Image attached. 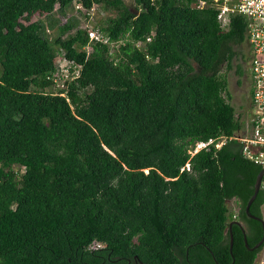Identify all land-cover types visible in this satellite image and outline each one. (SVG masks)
Masks as SVG:
<instances>
[{
	"label": "trees",
	"instance_id": "16d2710c",
	"mask_svg": "<svg viewBox=\"0 0 264 264\" xmlns=\"http://www.w3.org/2000/svg\"><path fill=\"white\" fill-rule=\"evenodd\" d=\"M75 2L115 12L92 25L117 47L88 40ZM196 4L0 0V264L254 263L262 226L244 208L261 166L242 155L226 77L246 23L223 30ZM54 48L81 65L65 96L49 89ZM263 203L259 189L248 212ZM232 219L247 231L231 225L230 249Z\"/></svg>",
	"mask_w": 264,
	"mask_h": 264
},
{
	"label": "built area",
	"instance_id": "2783aa9c",
	"mask_svg": "<svg viewBox=\"0 0 264 264\" xmlns=\"http://www.w3.org/2000/svg\"><path fill=\"white\" fill-rule=\"evenodd\" d=\"M207 4L216 9L217 20L223 30L228 28L231 16L240 15L245 19V37L249 47L248 67L251 81L250 113L246 123L247 134L239 136L238 139L242 143V155L264 168V0H197L196 6L201 8ZM73 6L75 12L81 11L83 14H87L89 19L91 18L90 13L94 6L85 9L77 2ZM88 22L91 26L85 27L90 42H102L109 44L111 48L112 46H118L120 41H109L108 36L104 35L98 27H94L90 20H87ZM86 49L89 51L91 49L90 45H87ZM54 61L56 67L48 77L52 82L49 89L55 94L65 96L68 83L79 76L81 65L68 60L63 53H60ZM231 138L233 137L220 136L207 141H197L188 152L193 155L198 150L207 148L212 142H215L214 145L218 148L227 139ZM184 168L189 170L188 162L182 167V169ZM260 189L264 192V174ZM262 219L264 220V203L262 206ZM91 245L92 248L100 246L97 242H93ZM260 262L264 263V253Z\"/></svg>",
	"mask_w": 264,
	"mask_h": 264
},
{
	"label": "rangeland",
	"instance_id": "374dc122",
	"mask_svg": "<svg viewBox=\"0 0 264 264\" xmlns=\"http://www.w3.org/2000/svg\"><path fill=\"white\" fill-rule=\"evenodd\" d=\"M125 3L130 4L131 0H124ZM75 10L73 9V12L68 11V14L75 13ZM106 15L114 16L115 12L105 10L103 8L94 7L92 9L90 16L91 18L90 23L92 24L96 20L105 17ZM44 16L40 13H26L24 16L20 19L21 23L27 24L32 21H35L37 19H42ZM63 22V20H62ZM82 25L85 26H91L89 22L82 19ZM46 33L49 37L54 36L57 31L56 28H47ZM239 54L237 57H235L233 61V68L226 72V77L228 81V91L231 94V103L235 107V110L237 113H239L244 120V125H246L249 113H250V89H251V82H250V74H249V67H248V59H249V47L247 43L242 44L238 48ZM54 53H56L54 59L58 58V55L60 54L59 51H56V48H54ZM237 63H240L242 67L245 69V73L241 76L237 75L235 72V65ZM224 71V68L222 69ZM247 134V131H241V135ZM227 205L231 211H233L235 214L238 212V204L234 199H230L227 201ZM264 253V247L257 253V256L255 258V261L253 264H264L261 263L260 260L262 258V254Z\"/></svg>",
	"mask_w": 264,
	"mask_h": 264
},
{
	"label": "water",
	"instance_id": "95a60500",
	"mask_svg": "<svg viewBox=\"0 0 264 264\" xmlns=\"http://www.w3.org/2000/svg\"><path fill=\"white\" fill-rule=\"evenodd\" d=\"M263 174H264V168H261L260 171L257 173L256 178H255V182H254V186H253V193L249 197V199H248V201H247V203L245 205V208H244V212L246 213V215L249 216V217H251V218H254V219L259 220V222L261 223V226H262V237L254 245V247H258V246H260V245H262L264 243V220L262 218H259V217H256V216L251 215L248 212V208H249V205L254 200L255 196L257 195V193H258V191L260 189V184H261V179H262ZM232 224H236V225L240 226L241 229L243 230L242 225H241V223L239 221L232 220L231 222H229L228 228H229V233H230V244H229V248L230 249H231V246H232V236H231V225ZM244 242H245V245H247L246 238H245V234H244Z\"/></svg>",
	"mask_w": 264,
	"mask_h": 264
},
{
	"label": "flooded vegetation",
	"instance_id": "af4514ba",
	"mask_svg": "<svg viewBox=\"0 0 264 264\" xmlns=\"http://www.w3.org/2000/svg\"><path fill=\"white\" fill-rule=\"evenodd\" d=\"M251 90V89H250ZM232 220H236V221H239V220H237V219H232ZM240 222V221H239ZM241 223V225H242V228H243V233H245L246 231H247V227H246V225L245 224H243L242 222H240ZM246 230V231H245ZM256 244V243H255ZM254 244V245H255ZM254 245L249 249L250 251H253V250H255V249H257L258 247H254ZM263 247H264V243H263ZM135 264H141L140 262H135ZM186 264H191L187 259H186Z\"/></svg>",
	"mask_w": 264,
	"mask_h": 264
},
{
	"label": "crops",
	"instance_id": "0c3cea01",
	"mask_svg": "<svg viewBox=\"0 0 264 264\" xmlns=\"http://www.w3.org/2000/svg\"><path fill=\"white\" fill-rule=\"evenodd\" d=\"M251 82V81H250Z\"/></svg>",
	"mask_w": 264,
	"mask_h": 264
}]
</instances>
